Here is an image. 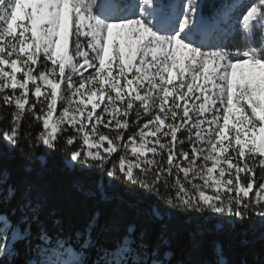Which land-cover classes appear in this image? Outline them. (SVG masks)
I'll use <instances>...</instances> for the list:
<instances>
[{
	"label": "snow or ice",
	"instance_id": "snow-or-ice-1",
	"mask_svg": "<svg viewBox=\"0 0 264 264\" xmlns=\"http://www.w3.org/2000/svg\"><path fill=\"white\" fill-rule=\"evenodd\" d=\"M0 106L11 109L0 140L26 161L67 134L70 166L228 224L264 219V0H224L208 13L201 0H0ZM25 114L42 129L35 142L23 134L27 150ZM44 209L27 176L14 181L0 165L2 264L17 243L25 264H171L164 231L149 243L129 223L106 247L93 216L74 245L49 231ZM149 214L164 218L157 206ZM212 255L207 264H228L219 244Z\"/></svg>",
	"mask_w": 264,
	"mask_h": 264
},
{
	"label": "trees",
	"instance_id": "trees-1",
	"mask_svg": "<svg viewBox=\"0 0 264 264\" xmlns=\"http://www.w3.org/2000/svg\"><path fill=\"white\" fill-rule=\"evenodd\" d=\"M222 1L203 0L204 12L218 7ZM10 113L11 109L0 106V133L5 127H11ZM41 130V124L30 114H25L19 147L27 150L23 138L25 132H30L35 142V135ZM66 135L59 136L54 151L43 147L37 149L43 161H26L19 148L9 151L8 145L0 140V165L11 170L14 181L27 176L44 195L42 219L50 232L72 237L75 245V233L83 231L90 219L97 216L93 239L106 247H111L113 240L123 234L127 224L135 223L138 229L148 230L149 243H155L161 231L166 232L173 253L171 264H207L215 259L212 255L214 243L220 245L228 264H264V219L253 217L236 220L233 224L220 222L203 213L170 207L163 198L145 193L122 179L109 182L104 172L95 166L76 165L69 169L65 163L67 156L62 151ZM113 158L118 159V154L115 153ZM26 164L31 168L27 173L24 170ZM256 174L259 176V169ZM101 179L103 194L97 190ZM153 206L159 207L164 214L162 220L151 218L149 212ZM48 213L53 215L49 217ZM53 220H59V225H53ZM15 247L18 254L11 258V264H25L28 257L23 243H17Z\"/></svg>",
	"mask_w": 264,
	"mask_h": 264
},
{
	"label": "rangeland",
	"instance_id": "rangeland-1",
	"mask_svg": "<svg viewBox=\"0 0 264 264\" xmlns=\"http://www.w3.org/2000/svg\"><path fill=\"white\" fill-rule=\"evenodd\" d=\"M201 2H202V0H201ZM239 40H240L239 36L234 37L233 39L229 40L228 46L231 47L233 43L239 42ZM85 99H87V97H85ZM89 107H90V105H89ZM141 111H142V110H141ZM134 130H135V129H133V131H134ZM106 146H107V145H106V143H105V147H106ZM114 154H115V153H114ZM114 154H113V155H114ZM65 163H66V165H67V167H68L69 169H73V168L76 166V165L70 166V165L67 163V158H66V160H65ZM77 165H78V164H77ZM79 166H81V165H79ZM137 171H138V170H137ZM202 171H203V169H202ZM259 173H260V171H259ZM250 194L253 195L254 193H250ZM203 214H206V215L209 216L210 218H213V219L218 220V221H220V222H224V219L221 218V217H219V216L212 215V214H210V213H208V212H204ZM0 227H2V225H0ZM51 258H53V259H59V257H51Z\"/></svg>",
	"mask_w": 264,
	"mask_h": 264
},
{
	"label": "built area",
	"instance_id": "built-area-1",
	"mask_svg": "<svg viewBox=\"0 0 264 264\" xmlns=\"http://www.w3.org/2000/svg\"><path fill=\"white\" fill-rule=\"evenodd\" d=\"M41 161H43L42 159H40Z\"/></svg>",
	"mask_w": 264,
	"mask_h": 264
},
{
	"label": "bare ground",
	"instance_id": "bare-ground-1",
	"mask_svg": "<svg viewBox=\"0 0 264 264\" xmlns=\"http://www.w3.org/2000/svg\"><path fill=\"white\" fill-rule=\"evenodd\" d=\"M91 71V70H90Z\"/></svg>",
	"mask_w": 264,
	"mask_h": 264
}]
</instances>
